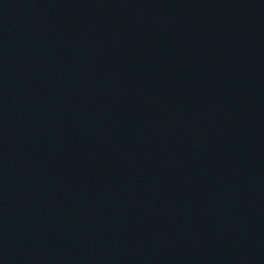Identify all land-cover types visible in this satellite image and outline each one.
Masks as SVG:
<instances>
[{"label":"water","instance_id":"obj_1","mask_svg":"<svg viewBox=\"0 0 264 264\" xmlns=\"http://www.w3.org/2000/svg\"><path fill=\"white\" fill-rule=\"evenodd\" d=\"M0 264H264V0H0Z\"/></svg>","mask_w":264,"mask_h":264}]
</instances>
